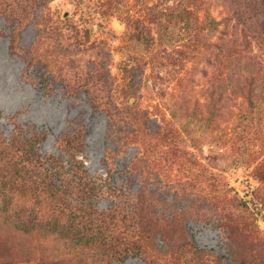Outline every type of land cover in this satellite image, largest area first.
I'll use <instances>...</instances> for the list:
<instances>
[{
  "label": "rangeland",
  "instance_id": "374dc122",
  "mask_svg": "<svg viewBox=\"0 0 264 264\" xmlns=\"http://www.w3.org/2000/svg\"><path fill=\"white\" fill-rule=\"evenodd\" d=\"M0 243L264 264V0H0Z\"/></svg>",
  "mask_w": 264,
  "mask_h": 264
},
{
  "label": "trees",
  "instance_id": "16d2710c",
  "mask_svg": "<svg viewBox=\"0 0 264 264\" xmlns=\"http://www.w3.org/2000/svg\"><path fill=\"white\" fill-rule=\"evenodd\" d=\"M227 17L221 18L220 20H218L216 17H214L213 15H206V17L204 18V22H206V24L209 26L210 29L213 30H217L219 31L220 25L221 24H227L228 22L226 21ZM251 92V91H250ZM252 103V102H251ZM55 192H53L52 195H54ZM25 227V232H33L34 230H38V231H42L43 229V224L39 223L37 224V226H32V227H28L27 225H24ZM93 229H95L93 227ZM94 230H92L93 232ZM87 242H90L94 245H96V252L98 251H111L113 253H119V250H122L120 248L121 244H124L127 248L130 250V244L132 245L131 248H133L134 246V242L130 241L129 239V234L126 232H123L122 230H120V228L118 229L117 234L115 233H111L110 235H106L103 236L101 238L96 236H91L90 238H88ZM4 245L3 243H0V264H35L33 262V260H31L30 258H25V259H18V258H14L13 256H9L7 254H4ZM122 251H125L124 249ZM121 254V253H119ZM149 264H155V263H149ZM188 264H193L192 261H188Z\"/></svg>",
  "mask_w": 264,
  "mask_h": 264
}]
</instances>
